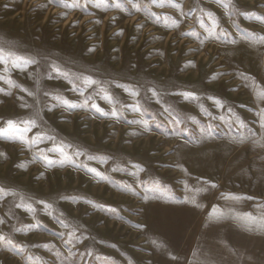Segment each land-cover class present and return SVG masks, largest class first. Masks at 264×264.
I'll return each mask as SVG.
<instances>
[{
	"label": "rangeland",
	"instance_id": "rangeland-1",
	"mask_svg": "<svg viewBox=\"0 0 264 264\" xmlns=\"http://www.w3.org/2000/svg\"><path fill=\"white\" fill-rule=\"evenodd\" d=\"M98 2L0 0V264H264V0Z\"/></svg>",
	"mask_w": 264,
	"mask_h": 264
},
{
	"label": "snow or ice",
	"instance_id": "snow-or-ice-1",
	"mask_svg": "<svg viewBox=\"0 0 264 264\" xmlns=\"http://www.w3.org/2000/svg\"><path fill=\"white\" fill-rule=\"evenodd\" d=\"M152 2L153 3H158L160 6H163V4L165 3V2H167V3H169V4H171V6L172 7H179V5L178 4H175L174 3V0H152ZM101 4H104L105 6H106V0H99V2L97 3V7H99V6H101ZM66 6H68V7H77L78 5L76 4V3H73V4H69V5H66ZM113 6L114 7H117V8H120L121 6H120V4L118 3V2H114L113 3ZM132 6L134 7V8H137L138 9V5L137 4H135V3H133L132 4ZM262 40H264V38H262ZM4 60H5V57H4V54H3V50L2 49H0V63H3L4 62ZM25 64H28V63H33V61H25L24 62ZM16 66H19V65H16ZM54 71H56V72H59L60 70L59 69H57V68H54L53 69ZM84 82H85V84H87V85H92V84H95V83H97L96 81H94V80H91L90 78H84ZM9 83H11L10 81H9ZM156 93L155 92H153V95H155ZM261 96H264V92H261ZM218 103V102H217ZM138 110V109H137ZM113 115H115V112L113 113ZM24 123L26 124V125H30V126H35V121L34 120H31V121H24ZM145 124H146V122H145ZM262 126H264V125H262ZM18 129H17V125H15L14 123H13V121H11V120H9L8 122H7V128H2V129H0V135H3V134H5V133H7V132H12V131H17ZM30 130V128L29 127H26L25 129H24V131H29ZM45 159H47V157H45ZM49 163H51V161H49ZM91 171H94V170H91ZM139 171H143V169H139ZM97 175H98V173H97ZM3 190H0V192H2ZM21 205H17V207H20ZM0 223H2V221H0ZM3 240H5V237L4 236H2V235H0V241H3ZM87 255H91V253L89 252V253H87Z\"/></svg>",
	"mask_w": 264,
	"mask_h": 264
}]
</instances>
